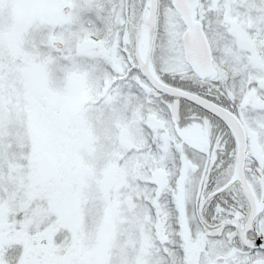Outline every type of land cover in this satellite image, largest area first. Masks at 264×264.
<instances>
[{"label": "snow or ice", "instance_id": "1", "mask_svg": "<svg viewBox=\"0 0 264 264\" xmlns=\"http://www.w3.org/2000/svg\"><path fill=\"white\" fill-rule=\"evenodd\" d=\"M0 264H264V0H0Z\"/></svg>", "mask_w": 264, "mask_h": 264}]
</instances>
